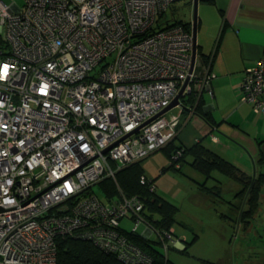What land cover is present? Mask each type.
Masks as SVG:
<instances>
[{"label": "built area", "instance_id": "1", "mask_svg": "<svg viewBox=\"0 0 264 264\" xmlns=\"http://www.w3.org/2000/svg\"><path fill=\"white\" fill-rule=\"evenodd\" d=\"M178 1L0 0V264H59V238L153 264L125 219L134 235L145 224L140 236L157 235L165 252L180 243L117 182L174 142L185 101L197 105L216 76L193 31H153ZM186 83L181 104L162 113ZM240 102L264 115V53L244 72ZM105 181L118 188L101 198L94 187ZM141 183L156 190L146 175Z\"/></svg>", "mask_w": 264, "mask_h": 264}, {"label": "crops", "instance_id": "2", "mask_svg": "<svg viewBox=\"0 0 264 264\" xmlns=\"http://www.w3.org/2000/svg\"><path fill=\"white\" fill-rule=\"evenodd\" d=\"M197 12L198 53L212 60L216 75L201 97L214 124L185 108L174 143L186 151L201 145L253 175L249 170L264 163V115L240 102V89L245 70L264 53V0H198ZM193 160L188 154L181 168Z\"/></svg>", "mask_w": 264, "mask_h": 264}, {"label": "rangeland", "instance_id": "3", "mask_svg": "<svg viewBox=\"0 0 264 264\" xmlns=\"http://www.w3.org/2000/svg\"><path fill=\"white\" fill-rule=\"evenodd\" d=\"M4 1H16L24 5V0ZM193 1L180 0L174 3L162 22L177 20L194 25ZM188 160L191 161V158ZM171 163L172 158L161 150L136 166L140 173L156 180L157 196L176 208L174 240L180 241L181 249L186 246L188 249L183 252L172 245L167 257L175 264H264V198L259 214L250 226H246L237 211L240 199L236 195L241 187L234 180L217 171L210 176L205 175L202 180L203 172L199 169L186 165L181 169H173ZM249 172L253 175L264 174V163L257 162ZM117 182L120 186L118 175ZM114 184L116 190L118 185ZM204 184L206 188L214 189V192L203 193ZM111 188L109 185L97 184L94 192L99 197L106 196ZM215 191L219 192L216 194ZM134 225L133 220L122 221L123 228L129 232ZM146 229L145 224H140L137 232L143 235ZM150 240L159 241V237L154 234ZM163 248L161 246L160 249L164 251Z\"/></svg>", "mask_w": 264, "mask_h": 264}, {"label": "trees", "instance_id": "4", "mask_svg": "<svg viewBox=\"0 0 264 264\" xmlns=\"http://www.w3.org/2000/svg\"><path fill=\"white\" fill-rule=\"evenodd\" d=\"M162 18L163 17L158 20L153 31L163 30L174 25H182L188 31L193 30V25L191 24L177 20L165 23L162 22ZM202 58L204 59V57ZM194 103V96H190L185 101V106H193ZM193 107H195V113L202 116L209 124H214L210 116L203 112L202 99H200L197 105H194ZM177 149L185 150L181 163L185 160L188 154H191L194 156L192 166L202 171L204 175L210 176V174L217 171L231 180H234L241 187L236 195L240 199V205L237 211L240 212L241 220L245 221L246 226H250L252 221L259 214L260 206L262 204L261 199L264 189V174L257 173L255 177L253 175H249L234 164L226 161L201 145L193 147L191 151H186L185 148L177 147L175 143L172 142L164 149V151H166L171 158ZM138 163L139 162L118 173L119 184L126 194H137L142 196L146 203V210L144 212L146 220L155 230L171 231L176 220V208L157 196V185L156 190L151 192L146 185L141 183V176L145 174L140 173L136 168ZM170 167L173 169H180L175 168L174 164H170ZM152 181L156 184V180L152 179ZM101 185H109L112 187L109 189V192H115V184L113 182L105 181L101 183ZM203 188L204 190L202 191L205 194H211L214 192V189L206 188L205 184ZM218 192L219 191H215L216 194ZM128 235L132 242L152 257L153 264H175L167 257V252L160 249L161 246L163 247V242L160 238L159 241H152L150 239L143 238L140 234L134 235L129 231ZM57 246L59 264H122L114 255L101 251L88 242L78 241L72 238H59ZM171 247H169L168 250ZM187 249L188 247L186 246L183 249V252H186ZM207 264L215 263L207 262Z\"/></svg>", "mask_w": 264, "mask_h": 264}, {"label": "water", "instance_id": "5", "mask_svg": "<svg viewBox=\"0 0 264 264\" xmlns=\"http://www.w3.org/2000/svg\"><path fill=\"white\" fill-rule=\"evenodd\" d=\"M194 9H195V16H194V25H193V35H194L195 42H196V37H197V17H198V12H197L198 11V0H194ZM186 86H187V83L184 85V87L182 88L180 93L177 95L175 100L171 103V105L169 107H167L162 113H165V112L169 111L170 109L175 108V107H177L178 105L181 104L180 100L184 96V90H185Z\"/></svg>", "mask_w": 264, "mask_h": 264}, {"label": "clouds", "instance_id": "6", "mask_svg": "<svg viewBox=\"0 0 264 264\" xmlns=\"http://www.w3.org/2000/svg\"><path fill=\"white\" fill-rule=\"evenodd\" d=\"M7 70V66H5V71Z\"/></svg>", "mask_w": 264, "mask_h": 264}]
</instances>
